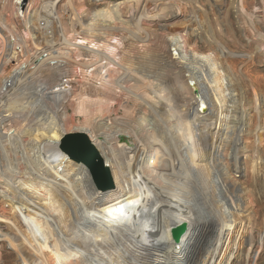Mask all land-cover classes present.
Here are the masks:
<instances>
[{
    "label": "bare ground",
    "instance_id": "1",
    "mask_svg": "<svg viewBox=\"0 0 264 264\" xmlns=\"http://www.w3.org/2000/svg\"><path fill=\"white\" fill-rule=\"evenodd\" d=\"M61 1L47 2L41 8L45 13V25L52 28L50 35L41 31V23L38 22L39 10L33 9L34 11L27 13L23 25L32 34L31 50L17 51V41L21 40L22 43L25 41L23 35L17 33L19 32L17 21L0 18L2 31L4 29L9 31L8 38H12L9 43L0 29V75L1 78L8 79L7 83H4L0 78V128L5 127L9 133L6 136L0 130V204L3 207L7 206L0 213V242L7 241L16 250L15 264H166L171 257L182 258L186 264H226L225 255L230 242L235 237L237 241L241 240L244 235L232 233L235 223L227 229L223 228L219 238L215 239L213 235L216 232L217 223L214 221L216 217L212 219V214L207 215L205 206L208 204L204 205L206 202L203 203L202 197L206 190H212L214 195L218 192L217 194L222 196L231 188L226 183L224 187H220L214 184V181L210 183V187L206 184L208 189L204 185V181H210L211 176L208 160L212 156L220 157V151L232 149V159L239 169L234 171L243 172V167L238 166L241 136H245L244 131L248 121L247 116L245 117L246 108L243 100H240L235 110H232L234 119L232 117L230 121L227 120L231 131H225L223 120H219V116L226 111L224 104L226 84L222 76V67L205 51L193 47L188 55L190 59L185 58L190 60L189 65L192 67L190 69L187 67L185 70L190 73L188 83L196 81L199 89L189 91L192 100L190 109L186 108L189 103L180 105L179 100L177 106L180 105L179 110L188 111L185 113L186 117L193 113L196 115L192 117L191 125L188 124L190 125L188 131L185 130L182 135L183 139L177 140L178 144L175 141L178 159L169 161L168 147L159 132L149 128L147 138L143 141L138 137L136 127L133 128L134 126L132 127L128 121H120L116 118V121L111 123L116 127L110 130L115 129L116 133L117 143L113 144L110 137L114 135L108 136V133H111L109 130L107 134L102 133L106 126L104 120L112 119L115 114L119 116L121 110L119 106L125 108V113L132 119L138 110L137 107L133 109V106L130 108L129 105L123 104V99L126 98L128 103L134 101L137 105L138 103L145 105L154 113L153 115L160 117L161 121L165 119L166 123L177 109L176 102L173 104L175 98L172 93L175 88H182L183 85H179L178 77L168 75L159 81L156 80V75L152 76L151 73L155 69L154 60L159 59H155L159 54L157 47L153 50L152 47L147 49L144 54L136 58V62L132 60L135 56H131L132 59L125 62L126 59L118 51L122 42L115 30L120 26L127 27L130 23L135 29L143 30L140 22L146 18L144 15L148 10L145 8L146 4L142 13L137 16L134 14L130 20L121 18L123 15L121 5L133 1L138 5V0L108 2V5L95 11L93 18L91 17V21L87 24H85L87 20L81 18L77 23L87 29L91 26L93 30L104 29L105 34L96 36L93 31L87 30L86 36L82 37L83 40L75 42L78 37H67L63 34L62 18L57 10ZM19 2L21 0H16L15 5ZM238 2L243 5V0ZM131 5L128 10L126 9L127 13L134 9L135 6L131 7ZM78 9L73 8L75 11ZM89 13L91 14V11ZM172 13L156 16L155 25H161L168 31L173 37L171 46L179 50L181 46L176 38L177 28L172 26L178 13L177 11ZM196 23L198 24V21ZM75 26L76 24L73 26L74 36L80 34ZM112 39L116 41L111 42ZM85 41H89L90 44L85 48L88 59L77 60V57L83 54L73 53L69 49L76 51L77 46L85 45ZM257 43L264 42L261 40ZM102 47L107 52L100 50ZM209 47V49L213 48V46ZM15 60L16 65H13L12 69L17 73L11 77L12 71H8L11 65L9 62ZM63 62L75 63L83 76L89 74L93 80L101 81L102 86L95 88L82 82L73 91L71 96L73 102L66 109L68 113L74 110V115L72 122L68 121L67 129L56 117L57 106L49 117L44 119L45 122L35 125L36 128L30 127L22 117L28 116L36 99L50 98L54 103L58 102V96L62 94L63 89L57 88L61 81L56 68L57 64L60 66ZM205 65L208 67L207 70H210L211 77L201 78L200 71ZM35 75H40L43 80L52 84V87L39 86L41 90L37 91V95L35 94L37 98L33 97L30 101L29 97L23 95L22 88L25 89L30 83L27 81ZM201 79L208 82L209 91L203 87L204 82ZM3 89L5 91L1 92ZM198 100L205 101L206 113L200 112ZM182 101L186 102V100ZM255 101H258L257 93H255ZM49 108L52 109L51 105ZM4 110L6 115L2 116ZM41 113L47 114L48 110H42ZM20 115L22 117H19ZM79 117H83L84 122L75 125ZM205 118L216 119L214 130L216 129L217 132L203 131ZM139 120L141 121V118ZM190 120L188 121L191 122ZM199 122L201 125L198 126ZM218 122L221 123L217 124ZM204 126L206 128V125ZM196 128L203 132L201 139L199 138L200 144L197 143ZM13 129L14 131L10 132ZM73 133L86 135L92 133L96 146L114 174L117 190L101 192L88 167L75 164L64 155V142ZM131 137L137 138L136 141L122 143ZM168 139L173 142V139ZM212 144H219V149L213 151ZM172 151L175 153L174 149ZM142 172H146L145 175L149 174L155 182L152 183L154 179L147 176L152 182L146 183L144 192L126 191V184L128 185V180L131 178L129 176ZM227 174L232 177L231 173ZM150 179L146 180L150 181ZM129 185H132L133 189L134 185L132 183ZM141 188L140 191H143ZM229 196L226 200L230 206L237 204L241 207V204L236 203L239 201L231 198L232 195ZM242 212L244 213L243 210ZM16 214L37 222L34 226L41 227L39 233L42 234L45 247L34 248L33 241L35 242L36 239L28 238L24 220L20 221L15 217ZM228 214L231 213H227V217L230 216ZM3 222L8 224L9 231L4 230ZM183 222L188 223L189 231L182 242L177 244L172 237V229ZM94 231L100 234L93 236ZM225 244H228L226 248ZM46 247H48L47 251ZM241 251L238 247L236 252H232V262L243 255ZM40 253L42 260L39 257ZM250 256L251 252L246 253V258ZM4 257L5 252L1 244L0 261Z\"/></svg>",
    "mask_w": 264,
    "mask_h": 264
},
{
    "label": "rangeland",
    "instance_id": "2",
    "mask_svg": "<svg viewBox=\"0 0 264 264\" xmlns=\"http://www.w3.org/2000/svg\"><path fill=\"white\" fill-rule=\"evenodd\" d=\"M50 1L54 2L56 0H21V2H19L17 5H15L16 0H0V12H1L0 18H4V19L10 18L12 20L17 21L16 24L18 25V31H19L17 33H19V35H23V38L25 40L23 43L21 40L17 41V45H16L17 51L20 50L23 51L26 49L31 50L32 48V41H31L32 34L23 25L24 20L26 19V15L30 11L39 10L40 13H39L38 22L41 23L40 25L41 31H43L44 34L50 35L52 28H49L47 24L45 25V20H44L45 13L44 10L41 9L45 3L47 2L49 3ZM123 1H127V0H62L58 4L57 10L62 18L61 23L63 27L62 28L63 34H66L67 37H78V39H76L75 42L82 41L83 40L82 37L86 36L85 34H87V30L89 32L93 31L96 36H101V35L103 36L105 34L104 29L98 28L93 30L92 29L93 26L88 27L89 29H87L85 26L82 27L81 25L77 24L80 22L78 21V19L81 18L84 21L87 20L85 21V24H87L89 21H91V17L93 18L95 11L108 5V2L118 3ZM138 1H139L138 5L137 2L134 1L127 2L124 5H121V10H123L121 11V14L123 13L121 18L132 19L134 14L136 16L140 15L146 4L145 8L148 9V10L146 9L147 10L145 11L146 14H144L146 18L144 21L142 20L140 22V25H143L144 29L143 30L135 29L133 25L130 23L131 20L130 19L129 23L131 24V26L130 24L127 25V27L120 26L119 29L115 30V32H117L120 41L122 42L121 46H119L120 50L118 51H120L123 58L126 59L125 62H128L127 60H131L133 56L135 57H133L134 59L132 60L136 62V58L144 54L147 49L149 50V48L151 49L152 47L151 50H153L157 47V49L159 50L158 51L159 54L155 59L159 58L161 60L159 59L154 60L155 69L153 70L154 72H152L151 74L152 76L156 75L155 76L157 78L156 80L159 81L162 79V77L164 76L168 77V75L179 78V82H180L179 85H183V86L182 88L181 87L178 89L175 88L174 90L175 92L173 91L172 93L173 94L172 96L175 98L173 104H175L176 102L177 109L174 113L175 115L173 114L172 117H170L171 119L165 123L164 121L165 119L164 120L162 119L161 121L160 117L153 115L154 113L151 112L145 105L143 106V104L138 103L139 105L138 106L137 102L134 101L128 103L127 99L125 98L123 99V104L129 105L130 108H132L133 106V109H135L136 107L138 109L135 113V117H133L134 119L129 118L125 113L126 109L125 108L122 109V107L119 106V108L121 109L119 116L118 114H115L112 119L106 118L104 120V123L106 122L105 123L106 126L102 131V133L107 134V132H109L111 128H113L114 126L116 127V125H111V123H113V121H116V119L120 121H126V122L128 121V123L132 124V127L134 126L133 128L136 127V131L138 132V137L143 141L147 138L146 134L150 128V130L157 131L161 134V138L163 142L168 147L167 156L169 158V161L170 160L173 161L174 159L177 160L178 154L176 152L177 145L175 144V141L178 144V142L183 139L182 135H184L185 130L188 131V128L192 123V117L196 115V113L195 114L193 113L191 116L186 117L185 113H187L188 111L179 110L181 109L180 105H182V103H187V104L189 103L188 105H186V108L190 109L192 100L189 91L190 89H193L194 91H197L199 89L196 81H189V83L187 81L190 73H188L185 69L187 67H189L190 69L192 66L189 65L190 60H187L185 58L188 57V59H190V56L188 55L191 53V49L193 47H198V50L205 51L210 58H212L219 66L222 67L221 68L222 76L226 84V90H225L226 102L224 103L226 111H224L223 114L219 116V120L220 119L223 120V129L225 131H231V126L229 122H227V120L230 121L232 117L234 119V115H233L234 112H232V110H235V106L236 104H238L240 100H243V105L246 108L245 117L247 116V120H248L247 125L245 127L246 131H244L245 136L244 137L241 136L240 143H242V145L240 151H238L239 152L238 166L243 167V172L236 173V171H238L239 169H237L236 162L234 161V159H232L233 156L232 149L230 148L220 151V157L215 156V158H213L212 156L208 160V164L210 163L208 167L211 176H210V181L207 180L204 181V185L206 189H208L207 185L210 187L211 186L210 183L213 181L214 184H218L220 187H224L226 183L229 184L231 188L229 191L225 192L227 194L224 193V195L222 194V196L220 194H217L218 192H216L214 195L212 190L211 191L206 190L209 192L205 191V194L202 197L204 199L203 203L206 202L204 205L208 204L206 205L207 207L205 206L206 208L205 212L207 211V215L212 214L211 215L212 219L216 217L214 218V221L217 223V226L215 228L216 230L215 235H213L215 239L219 238L223 228L227 229L231 226V224L234 225L235 223L236 225L232 233H234V235H237L238 233H240V235L241 234L244 235L241 240L238 239L237 241V238L235 237L230 242L228 246V251L225 255V259L227 262L226 264H264V43H257L261 40L262 42H264L263 41L264 40V0H243V5H241V2H238V0H138ZM131 4H133L135 7L133 10H131L132 12L127 13V10L129 9V6ZM133 5H131V7H133ZM74 7L77 9L79 7L80 8L75 11L73 10ZM90 11L91 14L89 13ZM173 11L175 13L177 11L178 13L176 19L174 20L175 23L172 26H175L177 28L176 38L179 45L181 46L179 50H176L173 46H171V40L173 37L168 34V31L166 29H163L161 25L158 24L155 25L156 16L170 12L172 13ZM197 21L198 24L196 23ZM75 24H76L75 29L78 32H80V34L74 36L72 34L74 33L73 26ZM1 32L5 35L6 38L10 37L9 31L5 29L2 31L1 29ZM138 37L143 39H140ZM140 40H144V41H140ZM10 41H12V38L11 39L8 38L9 43ZM110 41L115 42L116 40L112 39ZM86 46H90L89 41H85V45L83 46L82 45L77 46L78 50L76 51L74 49H69V50H71L73 53L80 52L81 54H83L82 56L77 57V60L78 59L87 60L88 56H87V51L85 49ZM209 46H213V48L209 49L210 48ZM100 50H102L103 52H107V50H105V48L103 47L100 48ZM121 51L126 53H122ZM157 61L160 63H158ZM9 63H11V65L8 71H12L11 77H13L17 73V71L12 69L13 65H16V60L10 61ZM135 65L137 66L136 63ZM58 66L59 64H57L56 70H57V74H59L60 76L59 78L61 82L57 86V88H62L63 90H62V94L58 96L57 103H54L50 98L40 97L39 99H36L37 98L35 97L37 95L36 93H38L37 91L40 92L41 86H42L41 88L52 87V84H50L46 80H43V78L40 75L39 76L35 75L33 77H30L29 81H27L28 83L30 82L29 84H27L28 86L26 85L25 89L22 88V92L25 93V94L23 93V95L25 97L26 96L29 97L30 101L33 100V97H35L34 99H36V101L34 100L36 103L33 102L34 105L32 104L33 107L30 113L28 114V116L26 117L24 116L22 117L21 115L19 116L22 117V120H26V123L30 127H33L35 125L38 126L39 123L41 124L45 122V120L49 117L51 111L57 106L56 117L60 121L61 125L65 129H67L68 126L67 123L68 121L72 120V117L74 115L73 112L74 110H71L72 112L68 113L66 109L68 106H71L73 102V99L71 97L73 91L76 88H78L82 82H86L87 86H93L95 88L102 86L101 81L97 82L93 80L89 74L83 76L80 70L77 69V65L73 62L69 64L63 62L60 64L59 67ZM207 68L208 67L205 65L201 69L200 71V75H202L201 78H204V76L211 77V72L210 70H207ZM1 79L4 83H7L8 81L6 77L4 78L2 77ZM201 81L204 82L202 79ZM10 84H11V79L9 81V85ZM202 84L206 90L209 89L208 82H204ZM4 91L5 89H3L1 92ZM255 93L258 94V101H255ZM177 100H179V102L181 103H179ZM182 100H186V102ZM198 101H199L198 106L200 112L203 114L206 113L207 106L205 101L204 100L201 101L198 100ZM178 103L180 104L179 106H177ZM50 105L52 109L49 108ZM42 110H48V113L47 114L41 113ZM2 113H3L2 116H4V114L6 115L5 110ZM82 118L83 117H79L75 125L83 124L84 118L83 119ZM140 118L141 121L139 120ZM128 119L130 120V122ZM205 119L203 122V131L206 133H210L211 131L217 132L216 129L214 130V128L216 127L215 124L216 119H208V118ZM188 120H190L191 122H189ZM220 123L221 122H218L217 124ZM166 125L168 127H166ZM169 125H171L172 127ZM199 125H201V122H199L198 126ZM204 125H206L207 129L204 128L205 127ZM37 126L33 128H36ZM186 127L187 129H185ZM160 128L163 130H161ZM106 129L107 131H105ZM196 129H197L196 131L197 143L200 144V139L203 132H200L198 128ZM0 130L1 133L5 134L6 136L7 134H9L5 129V127H1ZM11 131H14V129L10 130V132ZM114 131L115 129H112V131H110L111 133H108V136L114 135L112 138L110 137V139L112 140L113 144H116L117 143L116 133ZM142 133H144L145 135ZM170 133H172L173 135ZM168 134L170 135V137ZM70 135H86V134L73 133ZM177 135L179 138L176 137ZM86 136L88 137L93 147L95 148V150L91 149V156L96 154V150L102 155L101 151L96 146V143L93 140L92 133H88ZM171 136H174L175 139L174 137ZM6 138L7 137H5V139ZM168 138H171V140L173 139V142L169 141L170 139ZM136 139L131 137L128 139L129 141L122 140L124 141L122 143H128V142L133 143L134 141H136ZM65 143H67V146L72 148L77 153L81 155H85L87 150V144L85 142V139L84 138L66 139L63 146V150H64L63 152L64 155L70 159V161H73L75 164L77 163L82 166L88 167L85 163L73 160L71 157H69L66 154L64 149ZM173 149L175 153H173L172 151ZM211 149L213 151L218 150L219 144H215V145L212 144ZM171 155L172 157H170ZM104 161L107 165L105 159ZM98 162L100 163L101 160L98 159ZM107 168L111 171L108 165ZM111 173L114 178V174L112 171ZM227 173H231L232 177H230L229 174ZM145 174L146 172H142L141 174L138 173L137 175H132V176L130 175L129 177L131 178H129L128 180V185L126 184L127 187L126 191H129L131 193H135L136 191L139 193L144 192L145 191L144 188L147 182L148 184L152 181H153L152 183L155 182L154 178L149 176V174L148 175ZM147 176H149L151 179L154 180L151 181V179ZM146 179H150V181ZM131 183L136 187L133 186L132 189V185H129ZM140 188L143 191H140ZM117 189L118 186L116 190ZM101 192L108 193L104 191ZM229 194L232 195L231 198L233 197V199L239 201V202L236 201L235 202L241 204V207L240 206L238 207L237 204H234L235 206L232 207L230 206V204L227 203L226 198L230 197ZM214 204L215 207H213ZM5 207L7 208V206L3 207V205L0 204V213H2V211L6 209ZM241 208L244 211V213L242 212ZM232 210L234 212H232ZM236 210H239L240 213L242 212L241 214H243L244 217H242L243 215H241ZM222 213H226V214H222ZM227 213H231L228 214L230 215L229 217H227ZM233 213H236V215ZM15 217L18 218L20 221L24 220L23 224L25 226V233L26 235H28V238L36 239L35 242L33 241L34 248L42 249L43 247H45L42 234L39 233L41 227L37 228L34 226L35 224H37V222H35L34 220L32 221V219L26 218L20 214H16ZM2 225L5 227L4 230L9 231L8 224H5L3 222ZM36 232L38 233L36 234ZM92 234L93 236H96L100 233L98 231H94ZM1 244L3 245L5 257L3 258V260L0 261V264H15V256L17 255L16 250L7 241L0 242V246ZM227 245L225 244L224 247L226 248ZM238 247L239 249L241 248L242 250L241 252L243 253V255H241L239 258H236L232 262L233 260L232 252L234 251L236 252L238 250ZM250 247H252V249H250ZM47 249L48 247H46V251ZM248 252H251L250 258H246V253ZM39 257L41 260L43 259L41 253Z\"/></svg>",
    "mask_w": 264,
    "mask_h": 264
},
{
    "label": "water",
    "instance_id": "3",
    "mask_svg": "<svg viewBox=\"0 0 264 264\" xmlns=\"http://www.w3.org/2000/svg\"><path fill=\"white\" fill-rule=\"evenodd\" d=\"M74 138H84L85 142L87 144V150L85 155H81L74 151L72 148L67 146V143H65V152L66 154L71 157L73 160H76L78 162L85 163L89 169L92 172V175L94 177L95 183L100 189V191L109 192L116 190L117 186L115 183V180L112 176L111 171L107 168V165L102 157V155L96 150V154L91 156V149L95 148L93 147L91 141L88 139L86 135H70L69 139ZM98 159L101 160V162H98ZM189 231V225L186 222H183L179 224L178 226L174 227L172 229V237L174 241L177 244H180L185 237V235Z\"/></svg>",
    "mask_w": 264,
    "mask_h": 264
},
{
    "label": "built area",
    "instance_id": "4",
    "mask_svg": "<svg viewBox=\"0 0 264 264\" xmlns=\"http://www.w3.org/2000/svg\"><path fill=\"white\" fill-rule=\"evenodd\" d=\"M166 264H186L184 259L179 257H171Z\"/></svg>",
    "mask_w": 264,
    "mask_h": 264
}]
</instances>
